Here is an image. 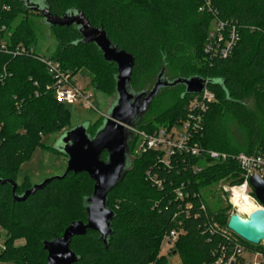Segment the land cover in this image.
Instances as JSON below:
<instances>
[{"label": "trees", "instance_id": "1", "mask_svg": "<svg viewBox=\"0 0 264 264\" xmlns=\"http://www.w3.org/2000/svg\"><path fill=\"white\" fill-rule=\"evenodd\" d=\"M42 1L54 16L83 13L115 46L132 55L134 92L147 91L162 73L169 81L194 77L208 81L206 87L216 101L204 116L203 131L195 135V142L206 151L251 155L264 149L259 119L245 104L254 98L264 115V0H211L217 16L199 12L200 0ZM34 14L40 13L28 8L24 0H0V180L14 183L21 164L42 145V138L68 129L71 121L67 106L58 103L48 89L52 81L43 64L31 55L9 53L36 44V30L27 20ZM20 16L25 21L14 28ZM216 19L240 33V42L226 59L210 58L204 50ZM50 31L57 41L53 60L73 76L88 71L96 90L108 97L116 95L117 66L106 62L96 45L84 43L76 26H52ZM8 32L12 35L2 49ZM193 97L183 85L162 89L137 129L152 134L186 121ZM227 118L239 128L238 143L226 129ZM91 133L95 135L96 130ZM136 140L132 139L130 153L136 149ZM107 158V154L102 156L104 161ZM194 166L204 169L195 174ZM229 176L231 183H239L236 161L219 164L180 155L166 168L154 152L135 158L108 196L114 219L107 244L94 232L73 239L71 249L79 257L76 264H168L160 252L164 238L178 229L177 207L183 234L175 251L181 264H215L223 250L235 243L262 250L228 230L229 206L214 212L204 199L206 189ZM152 178L161 181L162 187ZM94 185L87 174L70 173L19 203L14 201L12 186L0 184V238L1 231L6 233L0 263L47 264L44 242L61 237L73 222L86 223V200L92 197ZM31 188L24 182L17 194L22 196ZM179 188L189 195L185 201L192 206L188 216L186 204L175 196ZM22 239L27 244L15 246Z\"/></svg>", "mask_w": 264, "mask_h": 264}, {"label": "water", "instance_id": "2", "mask_svg": "<svg viewBox=\"0 0 264 264\" xmlns=\"http://www.w3.org/2000/svg\"><path fill=\"white\" fill-rule=\"evenodd\" d=\"M26 5L39 12L49 28L76 26L83 42L96 45L102 52L104 60L115 64L118 69L117 102L108 115L106 123H103L94 138L88 135L85 128L68 131L61 138L60 153L68 158V167L63 176L47 179L42 184L27 190L22 196L17 194V183L0 180V184L8 183L12 186L14 201L21 203L44 190L54 180L64 179L70 173L75 175L84 173L89 176L95 185L92 197L86 200L88 214L86 223L73 222L61 237L43 244L48 254L47 264H76L79 257L71 249L73 239L94 232L101 236L100 239L104 244H107L112 235L114 213L108 208V196L123 181L130 169L128 156L133 137L132 129L137 128L162 89L183 85L187 94L198 95L205 90L208 81L197 77L169 81L162 73L151 90L135 93L130 86L135 64L134 57L115 46L107 33L98 27H93L83 13L73 11L59 17L52 15L46 5L41 8L30 3L29 0ZM104 154L108 155L106 161L102 159ZM251 185L256 198L264 206V181L254 177ZM228 229L243 241L253 246H260L264 243V209L253 212L249 217L238 212L234 213L229 219Z\"/></svg>", "mask_w": 264, "mask_h": 264}, {"label": "built area", "instance_id": "3", "mask_svg": "<svg viewBox=\"0 0 264 264\" xmlns=\"http://www.w3.org/2000/svg\"><path fill=\"white\" fill-rule=\"evenodd\" d=\"M199 12L217 16L211 0H200ZM239 42L240 33L238 29L228 22L216 19L210 29L204 50L210 58L226 59L232 55ZM5 45L1 43V48L6 49ZM9 53L15 57L31 55L43 64L52 81L48 89L58 103L65 106L78 104L86 109H96L93 105L94 97L92 93L76 83L73 74L64 70L57 61L52 58H42L35 54L33 49L25 47H17ZM215 101V94L206 87L201 94L194 95L191 100L186 121L172 127H162L152 134L137 128L132 129L133 135L140 139L136 150H138L140 156L148 152L158 154L162 165L166 168H169L172 161L180 155L202 158L203 161L209 160L219 164H225L231 160L236 161L239 168V176L236 180L239 183H231L228 180L231 176L222 180L224 184L221 188L222 198L230 207V217L236 212L249 217L253 213H246V207L250 203L257 205L260 209H264V206L256 198L254 188L251 185V180L254 177L264 181V149L251 155L245 153L232 155L215 150L206 151L200 144L196 143L195 135L203 131L204 116L210 104ZM1 130L2 126L0 124V134ZM203 169L202 166L192 167L195 174L201 173ZM152 180L158 188L162 187V182L157 180V178H152ZM175 196L177 201L184 203L189 198L183 188L177 189ZM185 204V213L188 216L189 209L192 206L189 202ZM202 207L203 209L205 208L204 205ZM179 210L180 208L177 207V212L175 213L178 229H174L164 238L162 246L166 244L174 247L183 234L182 223L178 222ZM215 264H264V245L262 250L253 251L242 244L235 243L229 249L223 250Z\"/></svg>", "mask_w": 264, "mask_h": 264}, {"label": "rangeland", "instance_id": "4", "mask_svg": "<svg viewBox=\"0 0 264 264\" xmlns=\"http://www.w3.org/2000/svg\"><path fill=\"white\" fill-rule=\"evenodd\" d=\"M24 1L27 2L28 0ZM29 2L36 4L41 8L45 7V4L42 0H29ZM27 20L28 23L33 24V27L37 33L36 44L30 49H33L34 53L42 58H52L57 48V41L53 33L50 31L49 25L45 23L43 17H41L40 14L30 15L29 19ZM24 21L25 17L20 16L14 24V28ZM11 35V32L5 33L4 38L2 39V43H8ZM74 79L76 83L80 84V86H82L86 91L92 93L94 97L93 105L96 109H86L78 104L67 106L71 116L69 128H65V130L59 134L49 135L42 138V145L37 147L19 168L17 177V184L19 186H23L24 182H28L33 187L42 184L47 179L57 176H63L68 167V158L63 153H60L61 146L59 145V142L61 141L63 135L66 132L72 131L77 128H85L88 131V135L91 138H94L95 135H93L91 131L96 130L97 133V131L102 127L103 123H106L108 115H110L112 108L115 106L117 102V96L114 95L113 97H108L96 90L95 87L92 86L91 74L88 71L81 70L74 75ZM155 83H153L147 91L151 90L154 87ZM245 104L250 111L254 112L257 115L261 125V129L264 132V115L256 105L254 98L248 99ZM226 129L229 131V133H231V135H233L236 143L240 142L242 135L240 134L238 126L231 118H227ZM132 139H137L136 143L138 145L140 139L135 135H133L131 141ZM137 145L136 149L138 147ZM136 149L134 150V153H130L129 150V168H131L134 164L135 158H138L140 156L138 154V150ZM223 185L224 184L222 183V181H220L219 183H215L204 191V199L210 209H212L214 212H223L226 206H229L222 198L221 188ZM1 234L2 237L0 238V254L5 250L6 241V233L4 231H1ZM26 244L27 242L25 239L17 240L15 242V246L17 247H21ZM263 245L264 244H261V246ZM160 256L166 257L168 259V264H181L182 262L180 255L175 251V246L172 247L163 244Z\"/></svg>", "mask_w": 264, "mask_h": 264}, {"label": "bare ground", "instance_id": "5", "mask_svg": "<svg viewBox=\"0 0 264 264\" xmlns=\"http://www.w3.org/2000/svg\"><path fill=\"white\" fill-rule=\"evenodd\" d=\"M257 210H260V208L257 205L252 204V203H250L249 206L246 207V213L247 214H251L252 212H255Z\"/></svg>", "mask_w": 264, "mask_h": 264}]
</instances>
